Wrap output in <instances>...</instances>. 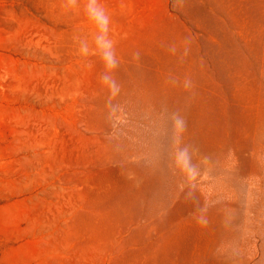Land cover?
<instances>
[{
	"label": "rangeland",
	"instance_id": "obj_1",
	"mask_svg": "<svg viewBox=\"0 0 264 264\" xmlns=\"http://www.w3.org/2000/svg\"><path fill=\"white\" fill-rule=\"evenodd\" d=\"M0 264H264V0H0Z\"/></svg>",
	"mask_w": 264,
	"mask_h": 264
}]
</instances>
